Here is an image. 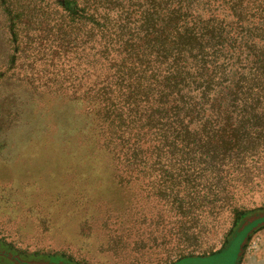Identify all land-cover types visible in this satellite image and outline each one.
Masks as SVG:
<instances>
[{"label": "rangeland", "instance_id": "1", "mask_svg": "<svg viewBox=\"0 0 264 264\" xmlns=\"http://www.w3.org/2000/svg\"><path fill=\"white\" fill-rule=\"evenodd\" d=\"M54 4L0 0V241L78 264H165L192 235L210 250L174 264H264V228L231 235L241 211L264 208V137L192 170L178 155L114 158L83 103L28 79L22 50L40 51L28 38L58 19Z\"/></svg>", "mask_w": 264, "mask_h": 264}, {"label": "trees", "instance_id": "2", "mask_svg": "<svg viewBox=\"0 0 264 264\" xmlns=\"http://www.w3.org/2000/svg\"><path fill=\"white\" fill-rule=\"evenodd\" d=\"M52 1L58 19L36 21L28 38L40 51L22 50L28 79L83 103L114 158L178 155L192 170L196 155L246 152L240 137H264V0ZM234 222L243 238L264 228V208ZM186 237L171 264L210 250ZM0 264L78 263L0 241Z\"/></svg>", "mask_w": 264, "mask_h": 264}]
</instances>
